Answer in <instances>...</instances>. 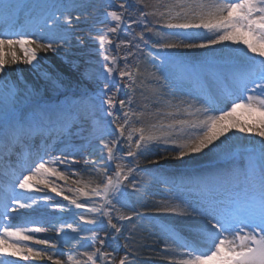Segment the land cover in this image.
<instances>
[{
	"label": "bare ground",
	"instance_id": "bare-ground-1",
	"mask_svg": "<svg viewBox=\"0 0 264 264\" xmlns=\"http://www.w3.org/2000/svg\"><path fill=\"white\" fill-rule=\"evenodd\" d=\"M249 2L130 0L133 10L130 7L126 33L131 29L135 32L130 35L133 65L123 79L131 105L122 130L124 140H132L133 145L130 165L122 175L123 179L127 174L132 176L109 204L115 224L103 264H112L114 251L125 255L124 264H264L263 241L258 239L248 255L249 232L245 236L223 228L220 214L207 210L199 195L182 187L172 189L164 177L158 180L149 172L164 164L188 167L193 176H202L204 170L197 168L218 167L221 160L232 157L234 161L235 154H241L245 168L248 159L244 151L250 150L260 152L264 160V98L246 94L239 102L229 101L221 111L207 105L198 94L214 79L238 76L242 80L241 72L249 62L259 64L257 77L264 73V15H245L242 9L250 8ZM9 3L17 0H0V9ZM57 5L61 19L43 30L28 29L30 22L23 21L25 16L12 25L17 30L14 39L7 38L0 28V119L5 111L24 109L35 103L34 99L52 96L54 89L69 92L78 75L89 78L97 71L104 46L103 35L98 32L102 0H58ZM17 11L13 8L0 15V21L13 19ZM80 24L87 29L84 37L76 33ZM68 33L76 36L67 39ZM154 40L168 46L150 53L146 46ZM210 54L215 57H208ZM184 56L188 58H181ZM184 63L207 71L209 84L190 85L189 77L180 74ZM71 66H77L79 72L72 71ZM257 77L251 83L253 88L259 85ZM37 85L42 93L34 97L31 90ZM246 88L240 87L237 96ZM66 119L70 120L67 126H77L70 125L72 131L60 134L59 141L50 139L51 145L43 150L48 156L34 164L31 173L23 171V179L13 183L14 191L3 203L0 201V264H89L84 260L93 234L94 223L89 218L100 212L95 193L109 168L104 169L99 155L108 140L98 123L92 127V142L74 141L75 133V138L88 135L87 128L75 112ZM28 120L26 116L24 121ZM23 129L25 136L27 129L34 127ZM13 131L14 123L0 122V162L4 164L9 160L7 150L15 147L10 138ZM24 143L20 140L16 147ZM80 148L88 155L83 160L77 158ZM141 164L145 171L139 168ZM69 166L75 170L62 169ZM215 170L204 171L210 172L208 180ZM33 213H42L45 218L33 217ZM163 219L168 224L161 229L157 224ZM31 222L51 225L37 230ZM173 223L179 229L205 234L206 241L197 245H207L205 252H196L169 237L167 231H173Z\"/></svg>",
	"mask_w": 264,
	"mask_h": 264
},
{
	"label": "rangeland",
	"instance_id": "rangeland-1",
	"mask_svg": "<svg viewBox=\"0 0 264 264\" xmlns=\"http://www.w3.org/2000/svg\"><path fill=\"white\" fill-rule=\"evenodd\" d=\"M56 2L57 0H46L48 7L52 4H56ZM130 7V0H102V7L99 15L102 27L98 32L103 35L104 46L102 50H100L101 59L97 65V71L93 76L82 78L78 75V80L76 79L75 86L71 91L66 92L54 89L51 91L52 96L44 98L45 101L40 98L34 99L35 103L27 104V108L24 107L23 109V107H20L18 110H11L9 112L5 111L2 115L3 117L0 119V122H7L18 120V118L23 119L24 117L26 118V116L39 117L40 115L36 114L42 109L46 111L44 108H48V105L51 104L53 106L51 105L49 107H56L61 111L59 112L61 114H67L72 108H74L73 113L75 112L77 117L82 118L81 120H83L82 122L87 128L88 135L75 138L77 137V134L75 133L73 139L74 141L82 140L84 142H92L94 140L92 129L94 128V125L98 123L100 124L103 137L108 141L106 142V147H103L104 149L99 157L104 163V169L106 167V169L109 168V170L104 173V176L98 185L101 188L95 193L96 197L99 199L98 206L100 207V212L99 214H92L89 218L94 223V226H92L93 234L90 236L92 240H94L92 241L90 239V248L87 250L89 254L84 258V260H88L89 264H103L105 249H107V245L110 243L108 236L111 235L115 224L110 215L109 204L117 199V194H120L121 189H123L122 186L128 185L132 176V174H127L128 178H130L123 179L122 175V173L125 172V169L130 165V162L128 161L130 158L128 156L132 154L133 145L132 140H124V132L122 130L123 126L127 124V113L131 105L129 93L127 92L126 94L124 92L126 83L123 79L125 74H130L131 66L133 65L131 64L130 57L133 41L130 39V35L132 32L133 34L135 32L131 29L128 35L126 33L129 29L128 12L130 11ZM131 9L133 10L132 7ZM141 13H143V10ZM60 16L59 9H55L51 15H46L43 18L44 22L40 26L47 28L49 24L54 23L58 18V20H60ZM134 17H136V15ZM76 33L77 35L84 37L87 33L86 26L80 24ZM76 33H68L66 38L71 39L76 36ZM165 46H168L166 42L154 40L146 46V49L151 53L152 49L164 50L163 47ZM213 56L215 57V55L210 54L208 57ZM189 57L190 59L192 58L191 56ZM181 58L185 59L188 57L184 56ZM197 58H200V56ZM70 69L76 73L79 72L77 66H71ZM183 69L182 64L179 69L181 75H184ZM31 93L34 97H38L40 93H42L41 87L39 85L35 86V89L31 90ZM17 111L19 112V115L15 116L14 114ZM73 126L77 125H72V127ZM70 130L71 128H66L64 132L60 133L64 134L66 131L71 132L72 130ZM79 150L81 155L77 158L83 160L88 156L84 148H80ZM225 155L220 156L223 157ZM245 155L249 159V163L256 165V167L261 166V156L257 151H247L245 152ZM235 157L241 158L239 154H235ZM156 163L158 162H154V164ZM142 167L141 164L139 166V168L142 169L141 171H145L146 169ZM32 169H28L27 173H31ZM62 169L65 171L71 169L75 170V168H72L71 166ZM149 172L156 177H159L158 173H161L160 169L157 167L156 169L149 170ZM52 180L53 178H50V183ZM59 183L61 184L62 182ZM115 184H118V190L114 189ZM169 185L170 187H174L172 183ZM186 188L188 191H191L190 188ZM36 206H38L36 208L41 207L40 205ZM45 207H47V205H45ZM33 215V217L45 218L42 213H33ZM51 215V218L55 220L57 217L56 213ZM36 223L37 227L35 226ZM36 223L31 222L30 225L37 230L51 225L47 224L41 226V223ZM110 224H112V226ZM100 230L102 231L101 233L98 232ZM181 233L187 235L188 231L181 230ZM1 246L3 247V244H1ZM111 261L112 264H124L125 255L123 253L116 255V252L114 251Z\"/></svg>",
	"mask_w": 264,
	"mask_h": 264
}]
</instances>
